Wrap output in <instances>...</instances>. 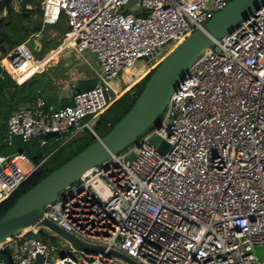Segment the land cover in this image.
Here are the masks:
<instances>
[{
    "label": "built area",
    "instance_id": "obj_1",
    "mask_svg": "<svg viewBox=\"0 0 264 264\" xmlns=\"http://www.w3.org/2000/svg\"><path fill=\"white\" fill-rule=\"evenodd\" d=\"M131 1L41 0L42 30L34 35L65 21L60 39L73 37L76 53L93 56L99 83L60 109L38 96L16 110L9 145L16 137L45 145L49 132L69 139L89 127L143 79L138 61H158L230 0ZM4 59L21 69L35 55L21 43ZM4 70L16 80L0 61V77ZM120 75L125 86L116 90L110 81ZM162 115L160 128L87 170L45 207L48 219L103 251L22 232L0 243V264H133L111 251L135 264H264L255 252L264 247V7L202 53ZM153 136L168 144L166 152ZM35 169L24 151L0 149V202Z\"/></svg>",
    "mask_w": 264,
    "mask_h": 264
},
{
    "label": "water",
    "instance_id": "obj_2",
    "mask_svg": "<svg viewBox=\"0 0 264 264\" xmlns=\"http://www.w3.org/2000/svg\"><path fill=\"white\" fill-rule=\"evenodd\" d=\"M133 3L134 0L129 5ZM262 7L264 0H230L204 24L203 28L197 29L173 47L154 68L131 109L105 136H97L96 141L29 189L0 217V243L28 228L37 227L49 236L54 234L61 236L76 248L86 252L103 251V247L81 241L48 219L45 216L46 205L54 202L66 187L76 183L87 170L101 165L112 155L126 149L152 126L163 113L179 83L186 78L191 66L202 53L208 50L215 40L232 33L241 23L248 21ZM99 119V115L93 118L88 128L94 130ZM157 127L160 128V123ZM46 137H60V133L49 132ZM158 149L166 152L168 144L162 141ZM4 253L11 263L10 252L6 250ZM111 253L135 264L124 254L115 251Z\"/></svg>",
    "mask_w": 264,
    "mask_h": 264
},
{
    "label": "trees",
    "instance_id": "obj_3",
    "mask_svg": "<svg viewBox=\"0 0 264 264\" xmlns=\"http://www.w3.org/2000/svg\"><path fill=\"white\" fill-rule=\"evenodd\" d=\"M28 4H31L32 8H29ZM4 11H6V15L0 17V51L2 56H6L15 46L21 43H27L32 38V35L35 36V33L42 30L41 23L36 26L32 25V20L28 16L30 14H39L41 18L40 4H36L31 0H23L20 5V10H17L12 0H6V5L0 4V14ZM39 39H44V34H42V37H39ZM56 41L57 45H59V41ZM49 42H51V40H46V44ZM50 49L37 51L32 48L31 50L35 58L40 60L43 59L46 51ZM54 59L56 58L52 60ZM52 60H50V62ZM30 64L31 63L26 65L21 71H12V74L17 77L29 72V68L31 67ZM37 71L38 70L35 69L33 73L31 72L33 75L29 73L18 77L16 80L20 82L19 79L30 75L28 76L29 78L21 83L12 78L5 70L3 72V77H0V149L7 154L24 151L29 155L31 162L36 166V169L27 177L19 188L7 199L0 202V217H2L29 189L96 141L97 136H105L134 105L145 87L146 82L154 72V69L99 115L100 119L96 122L94 130L84 127L60 147L59 145L51 144L50 138L46 139L47 142L45 145H41L35 138L28 142H23L21 138L16 137L13 144L9 145L7 141L8 120L16 110L32 104L38 96L45 97L48 106H51V103L53 104L54 102L51 95L50 97L48 95L45 96L49 90L51 91L50 80L47 74L43 72V68L40 70L41 73H35ZM95 85L96 82H92L89 87H85L84 89H89ZM162 117L163 115L161 114L157 119L158 124L162 121ZM90 119L91 118L87 119V121ZM155 125L156 122L151 128H155L157 126ZM65 156L68 157L67 160L60 164V161ZM34 229L36 228H28L23 232L34 236L38 235L40 231L35 233Z\"/></svg>",
    "mask_w": 264,
    "mask_h": 264
},
{
    "label": "rangeland",
    "instance_id": "obj_4",
    "mask_svg": "<svg viewBox=\"0 0 264 264\" xmlns=\"http://www.w3.org/2000/svg\"><path fill=\"white\" fill-rule=\"evenodd\" d=\"M12 1L14 3L15 8L17 10H20V5H18V3L15 0H12ZM34 2L36 4H40L41 0H34ZM0 4L6 5V0H0ZM4 15H6V11H4L2 14H0V17L1 16H4ZM28 16L32 20V22H31L32 25H35L36 26V25H39L41 23V26H42V21H41V18H40V15L39 14H30ZM66 28H67V24L65 23V21H61L59 24H56V25H47L45 27V29H43V32L41 33V36H40V38H41L42 37V34H44V39H39V37H36V36H33L32 35V38L27 42V45L29 46L30 49L33 48V50H37V51H40V50H43V49H50V48H54L55 47L53 50H49V52L46 54V56L43 59L38 60V59L35 58V63L37 64L36 70H38L37 72H40V70L42 68H43V70H45L46 69V66L50 63V60H52L53 58H57L59 56L60 49L67 47V44L64 45V46L62 44V45L56 47V45H57V43H56L57 41L56 40H58L59 38H61V35L65 32ZM46 40L47 41L48 40H51V42H49V43L46 44ZM169 51L170 50H167L166 53H168ZM65 55L66 56H64L62 58L61 63L58 64V66L55 68V71H59V70L63 69L64 67L66 68L67 66L70 67V65L74 66V65H78V64L80 65L81 63H83V62H80L79 61V59L74 55V53L72 51L66 53ZM166 55L162 56L158 61H156L154 63H152L151 61H138L137 64H136V66L138 68L146 69L145 71H143V73H141V75H140L139 78H142V77L144 78L145 76H147V74L149 72H151L156 67V65H158V63ZM4 58H5V56H2V53L0 51V61H4ZM30 65H31V67L29 68V71L33 68L32 63ZM28 76H30V75H28ZM28 76H26L25 78L19 79L20 82L26 80L28 78ZM110 83L112 84V86L116 90H120L121 88H123L125 86L124 81H123L121 75L119 77H117L116 79L111 80ZM124 93H120L119 92L115 96V100L114 101H116L117 99H119ZM89 118H91V117H88V118L83 119L82 120V123L85 124L86 121H87V119H89ZM157 124H158V122L156 121V125ZM155 128H151V126H150L144 133H142V135L143 134H148L149 132H151ZM68 137H69V134L68 133H66V134L64 133L61 138H59V137H51L50 138L51 139L50 143L51 144L53 143V144L59 145V147H60V146L64 145V143L67 142V140H68L67 138ZM151 141L154 144H158V143L161 142V139L158 136H153L151 138ZM54 147H55V145H54ZM5 154H7V153H5ZM134 156H135V152H131L127 156V159L128 160H132L134 158ZM67 158L68 157L65 156L60 161V164L64 163L67 160ZM22 167L24 169H27V166L25 164H22ZM39 231H40V233L38 235H35V237L40 238L41 240H43L44 242H46L48 244H52V245L61 247L62 246V243L65 241L64 238H62L61 236H59L57 234H54L52 232H51V234H54V236H49L48 234L42 232L41 230H39ZM255 249H256L255 250L256 255L259 257V259H262L263 256H264V247L257 246ZM61 254H62V251L61 250H58L57 251V255H61Z\"/></svg>",
    "mask_w": 264,
    "mask_h": 264
},
{
    "label": "crops",
    "instance_id": "obj_5",
    "mask_svg": "<svg viewBox=\"0 0 264 264\" xmlns=\"http://www.w3.org/2000/svg\"><path fill=\"white\" fill-rule=\"evenodd\" d=\"M58 41L60 44L56 47L62 45L64 42V40L60 38L58 39ZM64 45H66V43H64L63 46ZM54 48H51L50 50H53ZM70 51H72L74 55L79 59V61L83 63L74 66L70 65V67L67 66L66 68L64 67L59 71H55V68L58 66V64L61 63L62 58L66 56L65 54ZM48 52L49 50L46 51V54ZM32 64L33 68L29 72L22 75L29 74L37 68V64L35 63V61ZM43 72L47 74L50 80L51 91L49 90V93L47 92L45 96L48 95L50 97L51 95V97H53L54 102L53 104L51 103V106H49L52 109H60L67 105L70 102V99L74 92L85 90L84 88L89 87L92 82H96V84L99 83L98 72L93 67V56L90 53L78 54L73 50L71 46L62 50L59 54V57L52 60L46 66V69ZM22 75H19L16 78ZM72 84L75 85L73 89L71 88Z\"/></svg>",
    "mask_w": 264,
    "mask_h": 264
},
{
    "label": "bare ground",
    "instance_id": "obj_6",
    "mask_svg": "<svg viewBox=\"0 0 264 264\" xmlns=\"http://www.w3.org/2000/svg\"><path fill=\"white\" fill-rule=\"evenodd\" d=\"M64 43H66L67 44V47H69V46H72V43H73V37H71V38H67V39H65L64 40V42H63V44ZM66 47V48H67ZM173 48V47H172ZM172 48L170 49V50H172ZM65 48H61L60 49V52L62 51V50H64ZM34 61H35V59H34ZM33 61V62H34ZM4 64L6 65V67L10 70V72L12 73V71H21L26 65H28L29 63H33V62H29V63H27L25 66H23L21 69H13V68H11L9 65H8V63H7V61H6V59H4ZM13 75V74H12ZM14 76V75H13ZM15 77V76H14ZM16 78V77H15ZM17 79V78H16Z\"/></svg>",
    "mask_w": 264,
    "mask_h": 264
}]
</instances>
